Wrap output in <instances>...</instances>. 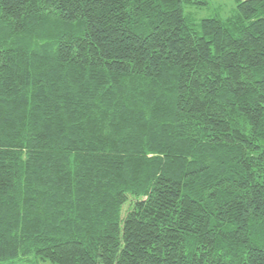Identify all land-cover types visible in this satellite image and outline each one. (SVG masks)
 Listing matches in <instances>:
<instances>
[{"label": "trees", "instance_id": "obj_1", "mask_svg": "<svg viewBox=\"0 0 264 264\" xmlns=\"http://www.w3.org/2000/svg\"><path fill=\"white\" fill-rule=\"evenodd\" d=\"M0 0V264H264V0Z\"/></svg>", "mask_w": 264, "mask_h": 264}, {"label": "rangeland", "instance_id": "obj_2", "mask_svg": "<svg viewBox=\"0 0 264 264\" xmlns=\"http://www.w3.org/2000/svg\"><path fill=\"white\" fill-rule=\"evenodd\" d=\"M202 3L184 4L185 14L191 16L194 20L205 17L226 18L231 15L235 9V0H201ZM50 264V263H40Z\"/></svg>", "mask_w": 264, "mask_h": 264}]
</instances>
